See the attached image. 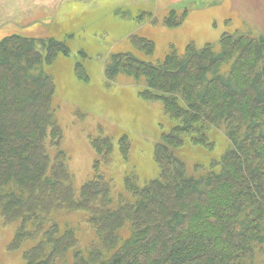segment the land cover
<instances>
[{
	"label": "trees",
	"instance_id": "1",
	"mask_svg": "<svg viewBox=\"0 0 264 264\" xmlns=\"http://www.w3.org/2000/svg\"><path fill=\"white\" fill-rule=\"evenodd\" d=\"M186 15L171 11L164 24L177 27ZM131 43L155 52L148 38ZM70 52L54 37L0 41V221L14 227L7 250H22L24 264H264V38L225 33L219 52L191 43L184 56L172 47L157 64L111 56L105 76L141 84L140 98L174 121L154 147L157 178L126 172L118 193L108 168L117 153L130 160L127 135L118 146L102 129L90 138L97 158L79 191L59 149L49 67ZM75 73L89 82L81 61ZM219 135L228 143L221 158L189 174L178 153H214ZM63 213L85 216L95 236L88 246L60 225Z\"/></svg>",
	"mask_w": 264,
	"mask_h": 264
},
{
	"label": "rangeland",
	"instance_id": "2",
	"mask_svg": "<svg viewBox=\"0 0 264 264\" xmlns=\"http://www.w3.org/2000/svg\"><path fill=\"white\" fill-rule=\"evenodd\" d=\"M152 1L0 0V41L15 34L36 39L54 37L70 47V55H60L49 72L56 86L53 108L61 131L59 149L66 156L77 191L93 177L97 156L90 138L97 136L100 129L113 137L116 146L124 135L131 142L130 160H121L117 153L116 165L108 168V178L118 193L126 172H136L141 181L157 178L154 147L174 125L160 103L140 98L141 84L127 76L115 80L105 76L113 54L129 52L142 61L157 64L164 61L172 47L184 56L191 43L198 49L212 44L219 52L225 33L264 38V0H176L177 10H160L153 13L155 19L151 23H141L137 16L143 9L151 10ZM171 11L179 16L187 11L181 25L171 28L164 24ZM133 35L152 40L154 54L145 55L135 49L131 43ZM79 61L89 82L77 78L75 65ZM227 144L226 138L219 135L214 153L187 146L178 154L186 162L189 174H195V165L207 167L212 159H220ZM55 151L50 149L51 153ZM58 221L76 232L81 247L95 238L81 213H63ZM13 235L14 227L0 221V264H24L22 250H7Z\"/></svg>",
	"mask_w": 264,
	"mask_h": 264
},
{
	"label": "crops",
	"instance_id": "3",
	"mask_svg": "<svg viewBox=\"0 0 264 264\" xmlns=\"http://www.w3.org/2000/svg\"><path fill=\"white\" fill-rule=\"evenodd\" d=\"M151 10L143 9L140 13V16H137V20L142 22H152L155 17L153 13L158 12L160 10L166 11L168 13L170 10H177L176 0H153ZM154 11V12H151ZM125 13L126 11H121Z\"/></svg>",
	"mask_w": 264,
	"mask_h": 264
}]
</instances>
